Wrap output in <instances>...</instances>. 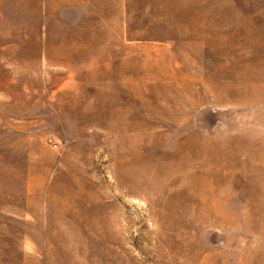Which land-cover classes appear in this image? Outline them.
I'll return each mask as SVG.
<instances>
[{"label": "rangeland", "instance_id": "rangeland-1", "mask_svg": "<svg viewBox=\"0 0 264 264\" xmlns=\"http://www.w3.org/2000/svg\"><path fill=\"white\" fill-rule=\"evenodd\" d=\"M0 264H264V0H0Z\"/></svg>", "mask_w": 264, "mask_h": 264}]
</instances>
